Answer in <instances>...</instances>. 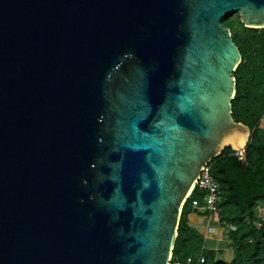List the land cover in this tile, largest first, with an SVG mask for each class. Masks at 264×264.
<instances>
[{"label": "water", "instance_id": "water-1", "mask_svg": "<svg viewBox=\"0 0 264 264\" xmlns=\"http://www.w3.org/2000/svg\"><path fill=\"white\" fill-rule=\"evenodd\" d=\"M264 0H0V264H170L236 122L222 23Z\"/></svg>", "mask_w": 264, "mask_h": 264}, {"label": "trees", "instance_id": "trees-1", "mask_svg": "<svg viewBox=\"0 0 264 264\" xmlns=\"http://www.w3.org/2000/svg\"><path fill=\"white\" fill-rule=\"evenodd\" d=\"M222 23L232 31L242 61L234 71L237 92L232 100V115L251 129L245 148L246 165L240 154L226 147L211 161V174L220 184V212L217 222L232 225L228 232V245L233 258L226 261L215 250H205V264H264V220L258 214L264 205V130L260 121L264 115V28H248L240 21L238 12L227 13ZM204 192L196 188L185 202L175 239L171 263L196 264L195 257L201 252L205 238L189 220L193 200L203 204ZM192 258V263H188Z\"/></svg>", "mask_w": 264, "mask_h": 264}, {"label": "built area", "instance_id": "built-area-1", "mask_svg": "<svg viewBox=\"0 0 264 264\" xmlns=\"http://www.w3.org/2000/svg\"><path fill=\"white\" fill-rule=\"evenodd\" d=\"M198 188L200 192H204V205L201 206L196 200H193V208L200 211H207L208 216V224H207V233L205 237L207 238L210 234L215 232V228L211 226V217L216 216L219 212L218 203L221 199V188L220 184L214 179L211 174V164H207L203 167L201 171V175L196 182V186L194 190ZM193 190V191H194ZM192 194V193H191ZM190 194V196H191ZM190 196L187 198L189 199ZM230 229H235V227H230ZM196 264H205L206 263V255L205 248H202V251L196 257ZM193 259L188 258L187 262L192 263ZM174 264H181L180 261H175Z\"/></svg>", "mask_w": 264, "mask_h": 264}, {"label": "crops", "instance_id": "crops-1", "mask_svg": "<svg viewBox=\"0 0 264 264\" xmlns=\"http://www.w3.org/2000/svg\"><path fill=\"white\" fill-rule=\"evenodd\" d=\"M260 127L264 130V115L260 121ZM258 212H259V216L264 220V205H260L258 208ZM206 216L205 215H195V214H190L189 215V220L190 222L196 226L198 224H202L201 226L199 225V231L202 232L204 234V232L206 231ZM214 234H217V236L213 237ZM213 237V238H212ZM228 233L226 231V229L224 228H217L216 232L211 234V236H209L208 241H212L214 242V247L212 249H219V252L221 253V255H223L224 252H226V257L225 260L230 261L233 258V250L232 248L228 245ZM207 241V242H208ZM209 242L207 243L208 246ZM210 245V244H209ZM211 248V247H209ZM220 258V257H217ZM223 259V258H220Z\"/></svg>", "mask_w": 264, "mask_h": 264}, {"label": "clouds", "instance_id": "clouds-1", "mask_svg": "<svg viewBox=\"0 0 264 264\" xmlns=\"http://www.w3.org/2000/svg\"><path fill=\"white\" fill-rule=\"evenodd\" d=\"M209 164H211V162L209 163ZM221 196H222V193H221ZM188 200V199H187ZM203 202H204V198H203ZM199 203V202H198ZM201 206H203L204 205V203L203 204H201V203H199ZM218 206H219V203H218ZM194 209V208H193ZM196 210V212H197V214H203V215H205L206 217V231L204 232V238H205V244L203 245V247L205 248V250H208V249H211V248H209V247H207L206 245V243H207V240H208V238H209V236H211V234L206 238L205 237V235H206V233H207V224H208V220H207V216H208V212L207 211H201V213H199L198 212V210L197 209H195ZM219 212H220V208H219ZM219 212H218V214H219ZM218 214L216 215V216H212L211 217V222H210V224H211V226H213L214 228H215V232H216V229L217 228H224V229H226V231H227V233L229 232V231H231V230H235V229H230V227H234V226H232V225H229V226H221L218 222H217V220H218ZM214 232V233H215ZM213 234V233H212ZM202 247V248H203ZM212 250H215L216 252L218 251L219 252V249H212ZM202 251V250H201ZM199 255V254H198ZM197 255V256H198ZM196 256V257H197ZM173 257V256H172ZM196 257H195V259H196ZM172 261V260H171ZM170 264H172L171 262H170Z\"/></svg>", "mask_w": 264, "mask_h": 264}, {"label": "rangeland", "instance_id": "rangeland-1", "mask_svg": "<svg viewBox=\"0 0 264 264\" xmlns=\"http://www.w3.org/2000/svg\"><path fill=\"white\" fill-rule=\"evenodd\" d=\"M203 211H204V209H203ZM198 212L201 213L200 210H198ZM191 214L200 215V216L203 215V214H197V212H196V213H191ZM258 214H259V212H258ZM199 225L201 226L202 224H198V225H196L195 227H196L197 229H199V228H200ZM215 236H217V234H214V235H213V237H215ZM213 237H212V238H213ZM207 241H208V240H207ZM208 242H209L210 245L208 244V246H207V245H206V246H207V247H211V248H213V247H214V244H213L214 242H212V241H208ZM208 242H207V243H208ZM207 243H206V244H207ZM214 249H215V248H214ZM217 252H218V251H217ZM218 257L223 258V260H225L224 257H226V252H224L223 255H221V253L218 252ZM226 261H227V260H226Z\"/></svg>", "mask_w": 264, "mask_h": 264}]
</instances>
